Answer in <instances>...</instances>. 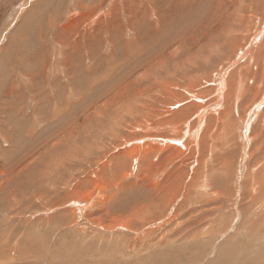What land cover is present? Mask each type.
Instances as JSON below:
<instances>
[{"label": "rangeland", "instance_id": "374dc122", "mask_svg": "<svg viewBox=\"0 0 264 264\" xmlns=\"http://www.w3.org/2000/svg\"><path fill=\"white\" fill-rule=\"evenodd\" d=\"M165 263L264 264V0H0V264Z\"/></svg>", "mask_w": 264, "mask_h": 264}, {"label": "bare ground", "instance_id": "6f19581e", "mask_svg": "<svg viewBox=\"0 0 264 264\" xmlns=\"http://www.w3.org/2000/svg\"><path fill=\"white\" fill-rule=\"evenodd\" d=\"M42 27H43V25H42ZM51 29H52V27H51ZM50 30V29H49ZM53 30V29H52ZM54 31V30H53ZM42 34H44V33H42ZM260 39V38H259ZM254 53V52H253ZM35 58V57H34ZM71 60V59H70ZM26 69V68H25ZM73 84H74V82H72ZM77 84V83H76ZM55 85H56V83H55ZM72 87V86H71ZM39 93V92H38ZM38 121V120H37ZM216 262V261H215ZM166 264V263H165Z\"/></svg>", "mask_w": 264, "mask_h": 264}]
</instances>
